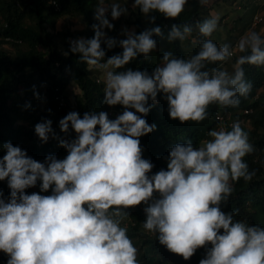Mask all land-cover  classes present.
Segmentation results:
<instances>
[{"label": "clouds", "instance_id": "1", "mask_svg": "<svg viewBox=\"0 0 264 264\" xmlns=\"http://www.w3.org/2000/svg\"><path fill=\"white\" fill-rule=\"evenodd\" d=\"M207 2L200 0L202 5ZM187 3L134 0L132 6L154 22L150 13L176 19ZM109 11L112 20L127 15L121 3L97 0L93 37L71 40L70 52L80 54L88 71L103 73L104 103L119 104L124 111L114 120L103 111L85 112L82 118L75 111L65 115L59 121L61 132L71 127L76 133L75 139L59 141L66 157H57L52 150L41 163L19 146L3 144L0 181L7 178L10 196L7 202L0 198V251L9 257L7 264H139L138 250L121 221L128 216L123 209L141 203L147 205L144 230L158 233L159 243L184 260L211 245L199 264H264V228L234 220L235 213L221 209L233 191L230 181L249 182L255 175L243 159L255 149L239 121L230 131L223 127L208 131L212 139L199 148L191 141L176 144L169 150L167 170L151 176L153 164L142 158L139 140L156 127L142 117L158 93L167 101L169 117L181 123L204 121L212 104L238 107L240 97H247L252 88L243 66H264V37L249 31L234 47L217 46L207 39L218 26L219 16L213 15L197 25L206 39L196 54L186 59L165 52L151 74L117 71L138 55L147 58L157 47L153 36L163 33L159 26L139 34L124 29L126 38L117 41L104 31L114 27L106 16ZM192 30L189 24H173L167 40L184 41L193 37ZM102 43L123 51L104 61ZM236 53L240 55L232 72L209 67ZM34 131L41 142L50 135L56 138L50 120L37 123ZM38 180L40 191L51 189L50 195H40L38 189L25 194ZM154 193L159 198L153 199Z\"/></svg>", "mask_w": 264, "mask_h": 264}, {"label": "trees", "instance_id": "2", "mask_svg": "<svg viewBox=\"0 0 264 264\" xmlns=\"http://www.w3.org/2000/svg\"><path fill=\"white\" fill-rule=\"evenodd\" d=\"M55 2L56 4H52L50 0H0V158L6 154L2 147L6 142H11L14 146L26 150L29 157L41 163L47 156L53 155L52 150H60L66 157L68 152L60 146L59 141L75 139L76 133L71 127L67 133L61 132L59 121L65 115L75 111L82 118L85 112L103 111L108 114V119L114 120L124 111L123 106L119 104L109 106L104 103V82L96 81L91 71L87 70L86 64L80 61V54L70 52L69 37L74 39L93 37L94 32L91 25L97 23L94 20L97 0H55ZM203 6L200 0H191L190 6L184 8L176 19L165 18L162 14L154 12L149 14L155 17L154 22H150L147 17L145 23L142 22V13L138 8L133 20L134 32L139 34L145 29L159 26L163 36H153L157 47L147 58L142 54L138 55L124 68L117 71L132 69L147 71L151 74L161 62L165 52L171 51L174 55L186 59L196 54L199 47L192 45L191 50L189 49L192 41L185 39L169 42L167 35L173 24H189L193 29L191 34H197L198 22L202 23L205 20L202 15ZM27 15L34 18L33 26L24 23ZM73 15L82 16L84 22L82 34L67 29L58 38L57 34L47 25L49 19ZM165 25L167 28L164 27ZM204 38L201 36L199 39ZM164 42L167 43L169 49L160 50V45ZM101 47L105 49L104 61L123 51L119 46L107 49L103 43ZM9 48L13 50L8 51ZM238 54L233 57L234 61ZM220 63L216 62L209 67ZM243 68L245 79L251 82L252 88L247 97H240L238 107L221 108L212 104L208 108L209 116L204 121L181 123L178 119L169 117L167 101L162 93H158L155 102L149 100V104L153 106L148 115L142 117L149 124H155L156 127L149 134L139 137V140L143 149L142 158L153 164L151 172L148 173L151 176L160 170H167L169 150L176 144L191 141L194 147L199 148L202 142L210 139L207 133L215 130L218 124L216 114L229 116L231 119H242L243 122L245 119L251 121V128L245 126L243 122L240 124L242 129L248 133L249 142L255 149L243 158L249 171H255V175L249 182H245L242 178L239 181H230L233 191L227 202L222 203L221 209L226 213H235L234 220L247 222L250 226L259 225L263 228L264 93L260 94L259 89H264V66L244 65ZM70 82L75 83L80 90L79 95L74 97V103L68 100L65 93ZM44 84L47 88V100L45 105L41 106L36 104L35 95L41 92ZM56 88L58 91H55ZM59 93H63L67 103L64 109H56L55 95ZM21 104L25 112L31 111L30 115L25 118L20 110ZM26 104L30 106L25 107ZM245 108H252V112L242 113ZM132 111L135 110L132 109ZM19 117L27 121L22 119L24 123H18ZM44 120L51 121V128L56 137L53 138L50 135L47 142H41L34 131L35 125ZM227 128L231 130V126ZM39 188L40 181L38 180L34 187L25 189V194L36 193L37 191L34 190ZM0 189H4L0 190V198L7 202L10 196L7 178L0 181ZM157 198L159 194L154 193L153 199ZM146 206L141 203L135 207L123 209L128 216L121 221V227L127 229L128 237L138 250L139 264L166 262L168 264H199V261L205 258L207 248L211 245L198 248L190 259L184 260L181 256L169 252L159 243L158 233L146 232L143 228V222L146 220V213H144ZM8 259L9 257L0 251V264H7Z\"/></svg>", "mask_w": 264, "mask_h": 264}, {"label": "rangeland", "instance_id": "3", "mask_svg": "<svg viewBox=\"0 0 264 264\" xmlns=\"http://www.w3.org/2000/svg\"><path fill=\"white\" fill-rule=\"evenodd\" d=\"M118 2L124 5L127 8V15H121L118 19L112 20L110 11H109V22L114 25L113 29H104L108 37L115 38L117 41L125 39L126 37L122 35V31L124 29L134 31L133 20L135 19V14L138 11V8L133 7L134 0H106V3ZM191 4V0H188V3L185 5V8L189 7ZM203 16L205 19L211 18L213 15H218V26L216 31L212 34L211 37L207 39H212L217 46H222L224 44H229L231 41L240 39L244 34L249 31H256L262 37H264V0H208L206 4H204L203 8ZM258 15L261 16V20L259 22L253 23V16ZM145 17L142 14V22L145 23ZM200 19H198L199 21ZM24 23L29 26L34 25V18L27 15L24 19ZM199 24V22H198ZM48 27L50 30H53L54 33L57 34V37L60 38L65 30L81 32L83 31V19L80 15L73 16H63L58 19H49L47 21ZM197 35L193 37L186 38L187 41H192L189 49L191 47H200V41L204 39H199L201 36L199 34V30H196ZM59 40V39H58ZM60 41V40H59ZM195 41V43L193 42ZM187 43V42H186ZM189 45V43H187ZM169 49L166 42L160 45V50ZM13 48H9L8 51H12ZM13 54V53H12ZM239 55V54H238ZM221 67L232 72V65L235 63L233 58H229L227 61H222ZM92 76L101 77L102 76L98 71L94 72ZM103 81V80H102ZM66 93L70 97L72 103H74V97L78 96L80 93L79 88L75 83L70 82L66 87ZM259 93H264V89H259ZM258 94V93H257ZM74 107V106H73ZM23 104L20 105V110L22 111L23 117L30 115L31 111H24ZM132 111V109H128ZM38 115V114H35ZM23 117L18 118V123H24L23 121H27ZM23 119V121H22ZM245 126L248 128L252 127L251 121H245ZM212 139V138H210ZM208 139V140H210ZM203 143V142H202ZM202 145V144H201ZM200 145V146H201ZM55 155L57 157H63L64 154L60 150H54ZM40 195H50L51 189L47 192H41L40 188L38 189ZM264 214V213H263ZM128 220V219H127ZM263 228H264V215H263Z\"/></svg>", "mask_w": 264, "mask_h": 264}, {"label": "built area", "instance_id": "4", "mask_svg": "<svg viewBox=\"0 0 264 264\" xmlns=\"http://www.w3.org/2000/svg\"><path fill=\"white\" fill-rule=\"evenodd\" d=\"M50 2L52 4H56L55 0H50ZM261 20V16H258V15H254L253 16V23H256V22H259ZM165 28H167V25L164 26ZM196 35V34H193V36ZM190 36V35H189ZM7 40H12L10 38H7ZM71 40H74V38H71ZM13 41V40H12ZM238 42V39L236 40H233L230 44V47H234L235 44ZM236 54H234L231 58H233ZM223 62H221L219 65L217 66H212V67H221ZM100 79L97 78L96 81H99ZM46 85L44 84L43 85V88L40 90L41 92H38L36 93L35 95V101L37 102L36 104L38 105H41V106H44L45 103H46V100H47V97H46ZM55 91H58V89L56 88ZM258 93V92H257ZM258 96V94H256V97ZM55 102H56V109H61V108H65L66 107V100L63 96V93H59V94H56L55 95ZM252 112V108H245L243 109V112L244 114H247V113H251ZM216 119L218 121V124L215 128V130H220L221 127L225 128L226 130H228V126H231L233 124V122H236V121H239V122H243L242 119L240 120H237V119H231L229 116L227 117H224L223 115L221 114H216ZM245 121L247 122L248 119H245ZM244 123V122H243Z\"/></svg>", "mask_w": 264, "mask_h": 264}, {"label": "crops", "instance_id": "5", "mask_svg": "<svg viewBox=\"0 0 264 264\" xmlns=\"http://www.w3.org/2000/svg\"><path fill=\"white\" fill-rule=\"evenodd\" d=\"M106 16H107V18H109V13H106ZM82 28H84V22H83V27ZM206 39V38H205ZM238 54V53H237ZM94 72H96V71H91V74L93 75V73ZM101 75H103V73L102 72H100V71H98ZM94 78H99L100 80H101V77H97V76H93ZM103 80V79H102ZM101 80V81H102ZM102 82H104V81H102ZM66 93V92H65ZM67 94V93H66ZM67 97L68 98H70L68 95H67ZM71 102V101H70Z\"/></svg>", "mask_w": 264, "mask_h": 264}]
</instances>
